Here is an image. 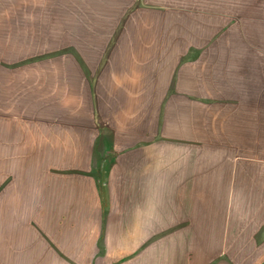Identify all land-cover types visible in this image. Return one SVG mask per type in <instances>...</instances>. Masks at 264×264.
Returning <instances> with one entry per match:
<instances>
[{
  "label": "crops",
  "instance_id": "obj_1",
  "mask_svg": "<svg viewBox=\"0 0 264 264\" xmlns=\"http://www.w3.org/2000/svg\"><path fill=\"white\" fill-rule=\"evenodd\" d=\"M0 264H264V0H0Z\"/></svg>",
  "mask_w": 264,
  "mask_h": 264
}]
</instances>
